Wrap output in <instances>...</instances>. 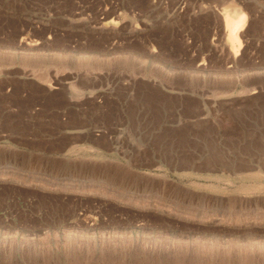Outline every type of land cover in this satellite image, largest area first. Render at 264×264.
<instances>
[{
    "label": "rangeland",
    "instance_id": "obj_1",
    "mask_svg": "<svg viewBox=\"0 0 264 264\" xmlns=\"http://www.w3.org/2000/svg\"><path fill=\"white\" fill-rule=\"evenodd\" d=\"M0 264H264V0H0Z\"/></svg>",
    "mask_w": 264,
    "mask_h": 264
},
{
    "label": "bare ground",
    "instance_id": "obj_2",
    "mask_svg": "<svg viewBox=\"0 0 264 264\" xmlns=\"http://www.w3.org/2000/svg\"><path fill=\"white\" fill-rule=\"evenodd\" d=\"M235 10H237L235 8ZM226 11V10H224ZM233 12V11H232ZM225 12V25H226V33H228V41L230 43L229 47L235 52L238 53L240 48L243 47V31L247 22V15L242 10L236 13ZM230 49V48H229ZM231 50V51H232ZM242 50V49H241ZM232 51V52H233ZM233 52V53H234Z\"/></svg>",
    "mask_w": 264,
    "mask_h": 264
}]
</instances>
